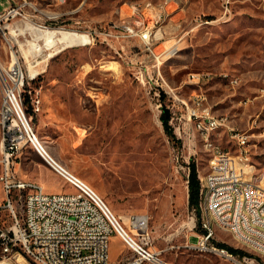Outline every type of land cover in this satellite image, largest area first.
<instances>
[{
	"label": "rangeland",
	"instance_id": "374dc122",
	"mask_svg": "<svg viewBox=\"0 0 264 264\" xmlns=\"http://www.w3.org/2000/svg\"><path fill=\"white\" fill-rule=\"evenodd\" d=\"M36 1L44 9L41 19L57 17L48 22L53 28L82 32L127 17L133 3L166 2ZM170 1L157 27L172 17L181 23L180 37L176 41L162 33L152 51L139 39L115 51L97 38L51 60H46L51 49H44L38 59L41 73L27 85L41 108L28 105L27 114L49 152L86 181L126 228L133 212L151 217L155 247L166 260L249 264L246 257L264 264L258 245L233 235L220 219L230 217V210L211 213L214 236L205 246L231 252L220 246L226 244L237 250L231 252L235 260L201 247L202 214L199 203L194 208L189 203L190 164L196 165L198 176H218L210 170L214 151L198 126L206 112L222 119L210 138L227 155L242 157L238 136H243L246 182L264 187V0ZM7 5L0 0V11ZM111 62L117 70L105 72ZM194 110L198 116H192ZM14 170L47 193L72 190L30 146L15 158ZM4 200L0 187V203ZM244 207H260V200L244 199ZM110 254L113 264L128 262L133 255L117 236ZM7 262L19 264L15 258Z\"/></svg>",
	"mask_w": 264,
	"mask_h": 264
},
{
	"label": "built area",
	"instance_id": "2783aa9c",
	"mask_svg": "<svg viewBox=\"0 0 264 264\" xmlns=\"http://www.w3.org/2000/svg\"><path fill=\"white\" fill-rule=\"evenodd\" d=\"M7 2L0 11V187L5 196L4 202L0 203V261L15 258L19 264H113L111 240L117 236L133 253L130 261L118 264H176L166 260L164 251L155 247L151 217L147 213H131L126 228L86 181L54 156H48L44 143H37L27 106L32 105L39 111L41 101L33 99L28 90L29 81L34 79L30 76L28 63L31 60L37 64L42 54L40 49L35 50L32 46L35 30L52 29L48 22L57 17L41 19L40 10L44 9L36 0ZM170 2L150 1L149 7H138V2L131 4L126 15L135 16L136 25L128 29L118 28L114 21L84 32L63 29L87 34L90 43L96 38L101 39L115 51H123L132 39H139L152 51L160 42V34L167 33V29L160 26V31H151V23L159 22L161 10H168ZM30 49L35 57L28 53ZM170 51L177 53L178 49ZM205 115L211 121V128H203L202 136L207 138L210 151H214L210 170L218 173V180L198 176L203 231L199 245L235 260L234 254L225 248L205 246L214 236L211 213L230 210V217H222L225 226H230L233 235L253 241L258 245V252L264 255V187H254L253 182H246L244 161L248 154L243 149V136H238L242 157L227 155L210 138L213 125L222 124V119L208 112ZM192 116H198L197 110ZM27 146L35 149L72 190L47 193L36 182L19 176L14 170L15 158ZM244 199L260 200V207H244ZM235 200H243V209H236ZM244 259L249 264L254 263V260Z\"/></svg>",
	"mask_w": 264,
	"mask_h": 264
},
{
	"label": "bare ground",
	"instance_id": "6f19581e",
	"mask_svg": "<svg viewBox=\"0 0 264 264\" xmlns=\"http://www.w3.org/2000/svg\"><path fill=\"white\" fill-rule=\"evenodd\" d=\"M149 6H150V3L146 4L145 6H138V7H149ZM162 11L163 10H161V15H162ZM161 15H160V18H161ZM162 22H160V23H162ZM115 23L117 24V27L120 29H128L131 26L136 25V17L133 15H128L125 18L117 19L115 21ZM157 25H158V23L152 22L151 23V31H160V29L157 27ZM35 31H36V39L32 45L34 47V49L35 50L40 49V53H43L44 49H46V51H47V49H49V50L51 49V52L47 55L46 60H51L53 57H55L56 55H58L59 53H61L63 50H65L67 48L74 47V46H80V45L84 46V45L90 44V38L88 37V35L85 33L77 32V31H70L67 29L65 30V29H59V28H52V29H46V30L36 29ZM39 40H41L43 43H41V42L38 43L37 41H39ZM28 53L30 55H32L33 57L36 56L33 53L32 49H30V51ZM44 55H46V54H44ZM35 62L36 61L33 62V61L29 60V63H28L29 69H30V76L32 78H36L37 75L40 73V69H38L36 67L40 62H38L37 64H35ZM92 69L93 68H91V66H90L89 71H91ZM109 70H117L116 62H111V63H108L107 65L104 66L105 72L109 71ZM206 119H207V121H206ZM198 126L201 130H203V128H211V121L209 120V117L207 115H205L204 120L200 121L198 123ZM218 126H219V124H214L213 130L216 129ZM84 132H85V129H82L81 135H83ZM37 143H42L38 136H37ZM45 153H47L48 156H53L46 147H45ZM46 165L48 166V164H46ZM254 187H256V186H254ZM235 205H238V209H241L243 204L241 201L236 203V200H235ZM217 219H219V218H217ZM220 219L223 220V218H220ZM242 239L248 240L246 238H242ZM0 264H13V263L7 262V261H0Z\"/></svg>",
	"mask_w": 264,
	"mask_h": 264
},
{
	"label": "trees",
	"instance_id": "16d2710c",
	"mask_svg": "<svg viewBox=\"0 0 264 264\" xmlns=\"http://www.w3.org/2000/svg\"><path fill=\"white\" fill-rule=\"evenodd\" d=\"M164 124L169 130L168 126L169 119L163 118ZM201 184L198 178L197 167L195 164H190V176H189V203L192 208L197 207L199 203ZM222 247L228 248L231 252H237L236 249L227 246L226 244H220Z\"/></svg>",
	"mask_w": 264,
	"mask_h": 264
},
{
	"label": "crops",
	"instance_id": "0c3cea01",
	"mask_svg": "<svg viewBox=\"0 0 264 264\" xmlns=\"http://www.w3.org/2000/svg\"><path fill=\"white\" fill-rule=\"evenodd\" d=\"M168 18H170V14H169V17ZM166 29H167V37H169V36H173V38H175L176 39V41H178V39L177 38H179L180 37V35H179V30H180V28H181V23H177V22H175L174 20H173V18L171 17L170 18V23H166ZM218 180V176L217 177H215V178H211V180ZM116 237V236H115ZM119 238V237H118Z\"/></svg>",
	"mask_w": 264,
	"mask_h": 264
}]
</instances>
